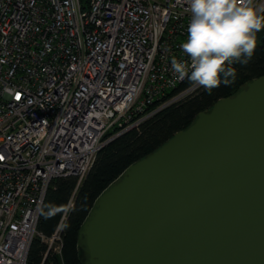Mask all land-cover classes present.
I'll return each instance as SVG.
<instances>
[{
    "label": "built area",
    "instance_id": "obj_1",
    "mask_svg": "<svg viewBox=\"0 0 264 264\" xmlns=\"http://www.w3.org/2000/svg\"><path fill=\"white\" fill-rule=\"evenodd\" d=\"M190 19L187 0H0V264H28L36 237L38 264L61 261L67 212L37 230L51 181L80 183L110 139L202 88L171 67L190 64Z\"/></svg>",
    "mask_w": 264,
    "mask_h": 264
},
{
    "label": "water",
    "instance_id": "obj_2",
    "mask_svg": "<svg viewBox=\"0 0 264 264\" xmlns=\"http://www.w3.org/2000/svg\"><path fill=\"white\" fill-rule=\"evenodd\" d=\"M77 248L81 264H264V75L128 165Z\"/></svg>",
    "mask_w": 264,
    "mask_h": 264
},
{
    "label": "trees",
    "instance_id": "obj_3",
    "mask_svg": "<svg viewBox=\"0 0 264 264\" xmlns=\"http://www.w3.org/2000/svg\"><path fill=\"white\" fill-rule=\"evenodd\" d=\"M231 67L236 70V80L231 85L221 84L211 94L200 88L110 139L97 152L93 164L80 183H77L75 176L58 177L51 181L42 205L51 203L64 209L74 192L69 208L75 209L66 213L62 229L61 261L55 260L53 264H81L77 248L78 230L95 198L128 165L153 152L176 131L185 129L200 111H207L218 99L233 95L244 83L264 75V29L257 33V47L249 63L243 66L234 63ZM189 83L188 79L177 90ZM63 212L48 220L39 215L38 232L50 236ZM44 250L45 244L38 237L34 238L28 252V264H38Z\"/></svg>",
    "mask_w": 264,
    "mask_h": 264
},
{
    "label": "clouds",
    "instance_id": "obj_4",
    "mask_svg": "<svg viewBox=\"0 0 264 264\" xmlns=\"http://www.w3.org/2000/svg\"><path fill=\"white\" fill-rule=\"evenodd\" d=\"M187 3L191 19L181 48L190 64L173 58L171 67L179 79L187 76L191 84L211 94L221 84L228 86L235 82L232 64L243 66L252 59L257 33L264 29V15L253 0H187ZM74 210L49 203L41 206L40 215L48 220L61 211Z\"/></svg>",
    "mask_w": 264,
    "mask_h": 264
}]
</instances>
